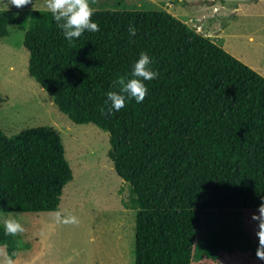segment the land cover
Here are the masks:
<instances>
[{"label": "trees", "instance_id": "1", "mask_svg": "<svg viewBox=\"0 0 264 264\" xmlns=\"http://www.w3.org/2000/svg\"><path fill=\"white\" fill-rule=\"evenodd\" d=\"M94 10L99 31L71 43L48 9L0 11V37L24 30L29 75L74 123L109 133L136 211L134 264H193L204 211L264 209V77L164 9ZM141 52L158 73L143 103L106 114ZM64 154L52 127L0 129V212L59 210ZM0 245L11 260L28 247L2 225Z\"/></svg>", "mask_w": 264, "mask_h": 264}, {"label": "rangeland", "instance_id": "2", "mask_svg": "<svg viewBox=\"0 0 264 264\" xmlns=\"http://www.w3.org/2000/svg\"><path fill=\"white\" fill-rule=\"evenodd\" d=\"M249 1L89 3L93 9H164L174 13L264 77V10L260 14L253 12L250 2L247 11ZM47 3L48 0H32V4L20 8L9 3L8 10L30 15L47 9ZM263 6L264 2L255 7ZM24 33L10 26L9 34L0 37V129L12 137L23 129L52 127L61 137L73 178L63 188L57 211L0 212V225L4 226L8 219L22 224L24 231L17 235L28 244L12 260L6 246L0 245V264H134L136 211L123 203L128 188L109 158V133L93 123H74L56 107L52 96L28 73ZM261 244L264 209L207 210L200 221L193 264H264L256 255Z\"/></svg>", "mask_w": 264, "mask_h": 264}, {"label": "clouds", "instance_id": "3", "mask_svg": "<svg viewBox=\"0 0 264 264\" xmlns=\"http://www.w3.org/2000/svg\"><path fill=\"white\" fill-rule=\"evenodd\" d=\"M20 8L32 4V0H0V11L6 12L8 4ZM47 9L51 12L53 20L61 30L64 38L70 43L74 39L80 38L86 31H99L98 25L92 21L94 9L90 6L89 0H48ZM130 37L136 35L133 26L128 27ZM152 59L146 52H141L131 69V77L120 79L119 92L110 91L107 93V103L110 107L106 114H111L113 110L119 111L125 107L127 100L134 99L136 103H143L148 93L144 81H151L158 76L157 71L152 67ZM4 228L6 233L15 235L23 232L22 224L15 219L5 220ZM257 258L264 261V244H261V251L256 253Z\"/></svg>", "mask_w": 264, "mask_h": 264}, {"label": "crops", "instance_id": "4", "mask_svg": "<svg viewBox=\"0 0 264 264\" xmlns=\"http://www.w3.org/2000/svg\"><path fill=\"white\" fill-rule=\"evenodd\" d=\"M36 1H38V0H35V3H36ZM39 1H41V0H39ZM209 1H213V2H215L216 0H209ZM196 2V1H195ZM250 2H251V5H253V6H251V10L253 11V12H255V13H258V14H260V12H262L263 10H264V6H263V9H260V7H255L256 5H258L259 3H262V2H264V0H258V1H256V2H253V1H249V4L247 5V11H250ZM192 3H194V1L192 2ZM214 8H216L215 6H214ZM179 7H178V14H181L180 12H179ZM236 9L238 10L239 9V5L238 6H236ZM236 10V11H237ZM171 13V12H170ZM171 14H173L174 16H176L178 19H179V17L177 16V15H175L174 13H171ZM181 20V19H180ZM190 21H191V19H189ZM199 20H203L202 18H200ZM183 21V20H182ZM196 27H199V26H196ZM200 28V30L202 29L201 28V26L199 27ZM251 39H252V37H250Z\"/></svg>", "mask_w": 264, "mask_h": 264}, {"label": "built area", "instance_id": "5", "mask_svg": "<svg viewBox=\"0 0 264 264\" xmlns=\"http://www.w3.org/2000/svg\"><path fill=\"white\" fill-rule=\"evenodd\" d=\"M197 29H200L199 27H196Z\"/></svg>", "mask_w": 264, "mask_h": 264}]
</instances>
